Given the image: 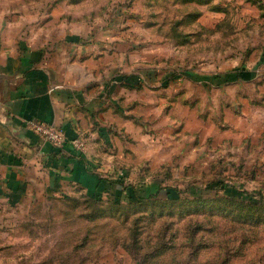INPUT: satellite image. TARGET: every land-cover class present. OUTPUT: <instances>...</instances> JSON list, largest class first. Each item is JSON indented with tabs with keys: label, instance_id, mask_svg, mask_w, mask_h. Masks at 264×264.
<instances>
[{
	"label": "rangeland",
	"instance_id": "1",
	"mask_svg": "<svg viewBox=\"0 0 264 264\" xmlns=\"http://www.w3.org/2000/svg\"><path fill=\"white\" fill-rule=\"evenodd\" d=\"M0 34L5 49L21 51L26 42L54 51L75 47L74 41L80 40L77 44L90 49L126 48L145 54L144 69L150 74L192 70L208 77L254 62L264 47V0H0ZM214 100L198 111L219 124L223 114L213 108ZM100 125L111 137L120 133L111 124ZM220 129L227 132L231 127ZM83 137L87 152L93 141L86 133ZM214 137L208 140L210 146H217ZM98 140L110 151L112 145ZM218 154L207 164L186 157L155 169L122 165L126 176L134 175L123 179V185H132L140 195H147L146 185L155 181L159 187H151L153 191L165 189L143 204L130 203L127 194L115 190L100 200L84 194L58 199L49 210L30 217L33 225L26 220L20 229L28 243L17 247L21 256L16 264H192L187 258L172 261L177 259L168 256L173 249L163 257L153 255L160 243L171 240L180 243L176 252L183 254L190 250L181 244L194 239L211 240L215 249L224 239L241 240L252 231L243 232L217 208L196 209L193 201L238 195L264 203V163L250 165L232 150ZM166 187L178 189L180 199H168ZM213 249L207 253L215 254ZM246 254L233 264H260L256 248Z\"/></svg>",
	"mask_w": 264,
	"mask_h": 264
},
{
	"label": "crops",
	"instance_id": "2",
	"mask_svg": "<svg viewBox=\"0 0 264 264\" xmlns=\"http://www.w3.org/2000/svg\"><path fill=\"white\" fill-rule=\"evenodd\" d=\"M1 37L0 264L17 263V247L28 243L20 229L58 199L94 197L99 188L123 193V179L134 175L122 165L155 169L186 157L207 164L214 152L229 150L250 165L264 163V47L250 66L202 77L192 70L147 73L146 55L126 48L95 50L77 40L48 51L22 42L21 53L3 48ZM209 99H218L219 124L198 111ZM32 120L64 127L70 139L86 133L91 148H55L28 127ZM100 123L120 133L111 137ZM226 125L231 130H219ZM213 135L217 146L208 143ZM151 187L159 183L144 188Z\"/></svg>",
	"mask_w": 264,
	"mask_h": 264
},
{
	"label": "trees",
	"instance_id": "3",
	"mask_svg": "<svg viewBox=\"0 0 264 264\" xmlns=\"http://www.w3.org/2000/svg\"><path fill=\"white\" fill-rule=\"evenodd\" d=\"M121 185L122 192H125V194H127L130 198L129 202H139L140 204L157 199V197H159L160 190L162 189V187H160L159 190L155 192L145 191V193H148L147 195H140L136 188L132 185L128 186L123 185L122 183ZM166 190L168 199H180L181 193L175 187H166ZM102 192L103 189L99 188L94 198L96 200H100L103 196ZM141 193H143V191ZM193 202L196 204V209H200V211H208L209 208V211L214 212V209L217 208V211L221 212V214H224L227 217H232L236 220V224L242 226L243 232L247 230L252 232H248L247 236L243 235L241 240L234 239V241H229V239H224L222 240L224 243L217 245L216 249L215 242H212L211 240L201 241L200 239H194L189 243L184 242L181 245L189 248L190 250L184 254L176 252L180 243H176L175 240H171L167 243H160L157 253L155 251L156 254L154 253L153 255L154 257L158 255L159 257H163L167 254V252L175 250V253L168 255L171 259L173 257H177V259H172V261H180L181 258H187V263L189 262L192 264H233L235 259L246 257V253H248V251L255 250L256 248V253L261 256V258H258V261L260 264H264V203L253 199H245L244 197L238 195L223 196L220 199H212L210 197L206 198V196H202V198H195ZM93 218L95 219L96 216ZM261 226L262 228H260ZM167 227L168 226H166V228ZM209 249L216 251L215 254H211L212 252L207 253ZM223 249L226 251L224 252ZM203 260L205 261L202 262Z\"/></svg>",
	"mask_w": 264,
	"mask_h": 264
},
{
	"label": "built area",
	"instance_id": "4",
	"mask_svg": "<svg viewBox=\"0 0 264 264\" xmlns=\"http://www.w3.org/2000/svg\"><path fill=\"white\" fill-rule=\"evenodd\" d=\"M28 127L36 133L44 142L51 143L55 148L63 147L67 143L80 152H85L87 148L86 140L83 136L70 139L64 127L45 123L41 120H32L28 122Z\"/></svg>",
	"mask_w": 264,
	"mask_h": 264
},
{
	"label": "water",
	"instance_id": "5",
	"mask_svg": "<svg viewBox=\"0 0 264 264\" xmlns=\"http://www.w3.org/2000/svg\"><path fill=\"white\" fill-rule=\"evenodd\" d=\"M2 77H4V75H2V74H0V82L2 81L1 79H2ZM1 108V107H0ZM2 120H1V117H0V122H1Z\"/></svg>",
	"mask_w": 264,
	"mask_h": 264
}]
</instances>
